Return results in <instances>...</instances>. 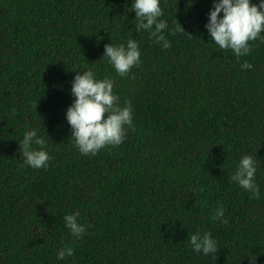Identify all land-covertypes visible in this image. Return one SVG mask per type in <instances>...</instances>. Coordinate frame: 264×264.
Here are the masks:
<instances>
[{
	"label": "trees",
	"instance_id": "16d2710c",
	"mask_svg": "<svg viewBox=\"0 0 264 264\" xmlns=\"http://www.w3.org/2000/svg\"><path fill=\"white\" fill-rule=\"evenodd\" d=\"M130 4L0 0V264H249L252 252L264 264V40L237 59L210 43L212 0H161L162 48L135 30ZM129 38L141 63L120 76L104 44ZM86 68L113 79L135 124L95 155L76 149L65 119ZM28 127L46 139L47 168L22 165ZM244 153L257 161L259 198L228 180ZM218 206L226 224L212 219ZM74 209L90 225L80 239L62 219ZM197 230L215 253L193 251ZM65 245L74 253L58 260Z\"/></svg>",
	"mask_w": 264,
	"mask_h": 264
},
{
	"label": "clouds",
	"instance_id": "9594fccd",
	"mask_svg": "<svg viewBox=\"0 0 264 264\" xmlns=\"http://www.w3.org/2000/svg\"><path fill=\"white\" fill-rule=\"evenodd\" d=\"M129 7L135 11L133 24L136 31L148 30L149 37L162 48L170 47L163 31L168 22L162 18L161 0H131ZM204 27L210 43L220 49H230L239 59L250 52V41L264 40V0H212ZM177 28L183 29L179 22ZM102 57L107 58L118 75L124 76L133 66L141 63V50L135 38L120 43L112 41L104 44ZM240 67L251 69L252 64L245 60ZM70 83L73 100L65 110V119L71 129L70 140L76 149L81 154L95 155L106 145H120L135 124L132 105L127 100L123 106L118 102L113 79L109 76L98 78L91 68H86L77 71ZM17 142L23 157L22 165L34 169L48 167L51 157L47 142L44 135L38 134L36 127L26 128ZM256 172L257 161L250 153H244L235 164L234 171L228 174V180L249 192L253 198H259L261 192ZM79 217L78 209L62 217L64 226L76 239H80L90 227L80 222ZM212 219L225 224L228 222L222 206L216 208ZM187 241L195 252L208 255L217 251V241L208 231L197 230L187 235ZM73 253V247L65 245L56 250V258L62 260ZM246 256L249 264H256V253Z\"/></svg>",
	"mask_w": 264,
	"mask_h": 264
}]
</instances>
